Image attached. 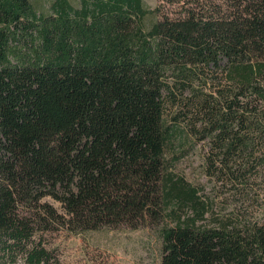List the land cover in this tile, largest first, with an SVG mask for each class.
I'll use <instances>...</instances> for the list:
<instances>
[{"label": "trees", "instance_id": "trees-1", "mask_svg": "<svg viewBox=\"0 0 264 264\" xmlns=\"http://www.w3.org/2000/svg\"><path fill=\"white\" fill-rule=\"evenodd\" d=\"M168 211L160 264H264V0H0V264Z\"/></svg>", "mask_w": 264, "mask_h": 264}, {"label": "rangeland", "instance_id": "rangeland-1", "mask_svg": "<svg viewBox=\"0 0 264 264\" xmlns=\"http://www.w3.org/2000/svg\"><path fill=\"white\" fill-rule=\"evenodd\" d=\"M53 0H33L35 7L47 12ZM150 10L159 5V0H143ZM201 153L197 151L190 160L177 167L194 185H206L200 162ZM49 202L63 213L61 205ZM168 214L170 212L168 211ZM173 216L168 215L156 224L147 225L138 230L127 228H103L98 231L71 234L66 231L45 233L43 245L52 255V264H160L162 256V229L173 226ZM16 264H26L20 259Z\"/></svg>", "mask_w": 264, "mask_h": 264}]
</instances>
